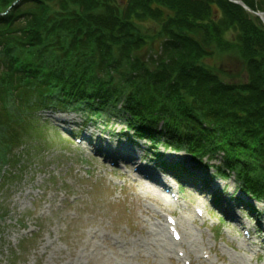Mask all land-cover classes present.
<instances>
[{
  "label": "trees",
  "instance_id": "16d2710c",
  "mask_svg": "<svg viewBox=\"0 0 264 264\" xmlns=\"http://www.w3.org/2000/svg\"><path fill=\"white\" fill-rule=\"evenodd\" d=\"M224 57L242 78L217 70ZM45 110L120 118L199 164L223 152L218 171L264 201V24L230 0H0V164L23 138L10 129L40 135Z\"/></svg>",
  "mask_w": 264,
  "mask_h": 264
},
{
  "label": "rangeland",
  "instance_id": "374dc122",
  "mask_svg": "<svg viewBox=\"0 0 264 264\" xmlns=\"http://www.w3.org/2000/svg\"><path fill=\"white\" fill-rule=\"evenodd\" d=\"M148 30L150 51L140 55L146 61L159 55L161 43L160 28L153 25ZM215 63L219 71L244 75L232 57ZM82 121L80 115L38 112L40 135L20 125L21 130L10 129L12 137L21 134L23 138L15 139L12 164H0L6 180L0 185V264H264V215L252 219L231 198L233 181L227 186L215 181L218 186L213 188L221 192L220 210L212 211L203 224L196 219L202 230L191 222L182 224L178 228L182 240L174 241L165 215L175 210L179 219L181 205H188L186 213L196 215L191 208L210 205V196L198 194L201 186L189 183L173 204L157 200L146 193L148 185L139 186L143 176L133 172L134 161L127 164L118 158L125 139L117 145L115 139L108 142L105 138L97 152L84 140L69 139L68 132L80 130ZM117 123L121 121L116 119ZM87 125L89 132L97 130ZM106 146L112 148V161L106 157ZM178 155L180 160H189L187 155ZM221 160L220 156L216 163ZM142 161L162 179L158 169ZM185 196L193 198V206L181 201ZM255 205L264 212L263 203ZM227 209L238 218L229 217Z\"/></svg>",
  "mask_w": 264,
  "mask_h": 264
},
{
  "label": "bare ground",
  "instance_id": "6f19581e",
  "mask_svg": "<svg viewBox=\"0 0 264 264\" xmlns=\"http://www.w3.org/2000/svg\"><path fill=\"white\" fill-rule=\"evenodd\" d=\"M107 148H110L108 146H106ZM110 150H112L110 148ZM118 155V158H120L121 160H124V161H128V162H132V161H135V162H138V160L140 159L139 158V152L129 146H121L120 147V150H119V153L117 154ZM113 155H111V152L108 153V155L106 156L107 159H112L113 157H111ZM140 172L141 174L144 176L143 178V183L141 182L139 184V186H142V185H148L146 193L147 194H150L151 196H157L159 198V189L158 188H162V189H166L168 187V185H166V183L162 182L159 177L156 175V173L152 172L151 170L147 169L146 167H142L140 166ZM160 199V198H159ZM234 211V210H233ZM231 212L229 209H227V215L233 219H237V215L234 213V212ZM193 218L194 216L191 215ZM196 218V217H195ZM187 256L189 258H191V253L189 252L187 254Z\"/></svg>",
  "mask_w": 264,
  "mask_h": 264
},
{
  "label": "water",
  "instance_id": "95a60500",
  "mask_svg": "<svg viewBox=\"0 0 264 264\" xmlns=\"http://www.w3.org/2000/svg\"><path fill=\"white\" fill-rule=\"evenodd\" d=\"M234 3H236L237 5H240V6H243L245 9H247V10H250L247 6H246V4H243V2L242 1H239V0H232ZM251 11V10H250ZM256 15H258L263 21H264V18H263V14L262 13H255Z\"/></svg>",
  "mask_w": 264,
  "mask_h": 264
}]
</instances>
